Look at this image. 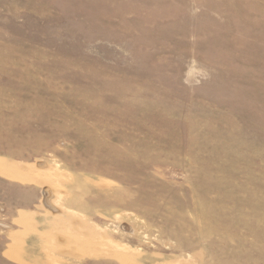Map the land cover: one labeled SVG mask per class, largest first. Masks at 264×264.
I'll return each mask as SVG.
<instances>
[{
  "label": "rangeland",
  "instance_id": "obj_1",
  "mask_svg": "<svg viewBox=\"0 0 264 264\" xmlns=\"http://www.w3.org/2000/svg\"><path fill=\"white\" fill-rule=\"evenodd\" d=\"M0 264H264V0H0Z\"/></svg>",
  "mask_w": 264,
  "mask_h": 264
}]
</instances>
